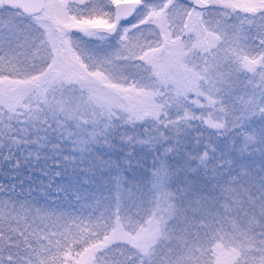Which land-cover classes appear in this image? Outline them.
I'll list each match as a JSON object with an SVG mask.
<instances>
[{
	"label": "snow or ice",
	"instance_id": "6c2138e0",
	"mask_svg": "<svg viewBox=\"0 0 264 264\" xmlns=\"http://www.w3.org/2000/svg\"><path fill=\"white\" fill-rule=\"evenodd\" d=\"M0 264H264V0H0Z\"/></svg>",
	"mask_w": 264,
	"mask_h": 264
}]
</instances>
